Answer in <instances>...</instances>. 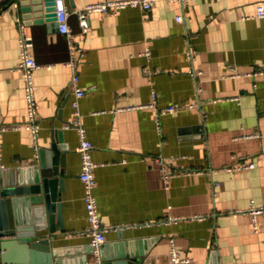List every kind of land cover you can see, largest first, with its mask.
<instances>
[{"label": "crops", "instance_id": "obj_1", "mask_svg": "<svg viewBox=\"0 0 264 264\" xmlns=\"http://www.w3.org/2000/svg\"><path fill=\"white\" fill-rule=\"evenodd\" d=\"M8 1L0 0V174L28 182L55 168L64 189L50 240L54 264H90L79 138L65 126L73 119L68 41L46 22L23 23L15 5L3 9ZM65 1L78 9L101 0ZM257 1L158 0L149 10L93 12L86 32L69 16L84 52L79 108L97 162L99 215L120 226L106 232L103 263H114L117 245L126 243L140 264H170V238L188 259L180 264L264 260V214L255 232L244 212L264 205V73H256L264 67V17L255 14ZM17 16L40 64L33 70L37 136L22 126ZM168 105L181 107L160 111ZM157 157L168 171L188 172L164 181ZM250 162L254 167L234 168ZM24 208L33 227L34 212Z\"/></svg>", "mask_w": 264, "mask_h": 264}, {"label": "built area", "instance_id": "obj_2", "mask_svg": "<svg viewBox=\"0 0 264 264\" xmlns=\"http://www.w3.org/2000/svg\"><path fill=\"white\" fill-rule=\"evenodd\" d=\"M158 0H101L89 2L78 9H70L66 4L65 0H54L56 21L58 23V31L65 35L68 41L69 48V59L65 61L71 69V107L73 109V119L65 123L66 127H74L77 131L79 142L77 145V151L80 155V170L79 178L82 181L84 189V202L86 209V218L88 225L81 232L88 236L91 244V261L90 264H103V256L101 246L106 240V232L110 229L120 228L119 225L115 224H103L100 219L98 202L94 193V188L96 186V179L94 175V169L97 166V162L92 159L91 149L92 143L87 138L86 129L82 124L81 112L79 108L80 98H82L86 91L80 86L79 83V62L82 58L84 52L79 44L75 33L69 23V16L71 14H76L78 19V24L82 32H86L89 27V16L93 12H106L109 14H116L120 9L125 7H135L139 6L144 10H149L152 5ZM165 1H180L185 0H165ZM256 16L264 17V0H259L256 3ZM178 21H182L181 15L177 16ZM16 21L20 23V63L19 69L22 70L24 75V91L26 100V115L27 119L23 127L30 129L34 136H37L39 130V125L36 121V99L34 95V84H33V70L40 67L35 59L29 54L27 37L23 32V23L20 16L16 17ZM149 52L146 50L145 54ZM46 67H51V64L45 65ZM256 73H264V67H261L256 71ZM153 97L156 96L155 92H152ZM181 106L168 105L163 107L161 112H173L179 109ZM21 125H11V128L17 129ZM157 160L162 164L163 179L167 181L169 178L179 175L181 173H187L185 170H173L168 171L165 161L161 157H157ZM251 168L254 167V163L250 162L243 165H236L234 168ZM4 168V167H2ZM232 167H227L231 169ZM235 211L234 213H238ZM251 215L254 231H258L257 216L259 214H264V205L256 206L253 203L250 207L244 211ZM169 219H172L170 217ZM175 219V218H173ZM169 260L170 264H180L181 262L187 261V258L180 256L173 238L169 239ZM234 264V263H233ZM236 264H251V263H236ZM257 264H264V260Z\"/></svg>", "mask_w": 264, "mask_h": 264}, {"label": "water", "instance_id": "obj_3", "mask_svg": "<svg viewBox=\"0 0 264 264\" xmlns=\"http://www.w3.org/2000/svg\"><path fill=\"white\" fill-rule=\"evenodd\" d=\"M12 5L17 7L23 23L46 22L58 31L54 0H9L3 9ZM57 174L55 168L52 175L38 170L28 182L0 174L1 264H54L50 240L56 230L55 221L61 222L64 189L63 178ZM27 205L34 212L33 227H27L31 223L29 211L27 217L24 213ZM59 227L63 229L62 224ZM111 257L115 262L107 264H140L139 256L126 243L117 245Z\"/></svg>", "mask_w": 264, "mask_h": 264}]
</instances>
